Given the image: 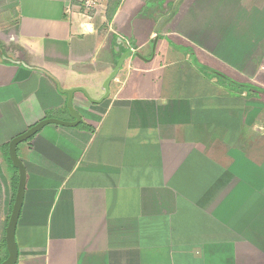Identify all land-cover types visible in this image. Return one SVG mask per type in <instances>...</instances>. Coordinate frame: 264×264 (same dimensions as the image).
<instances>
[{
  "label": "crops",
  "instance_id": "0c3cea01",
  "mask_svg": "<svg viewBox=\"0 0 264 264\" xmlns=\"http://www.w3.org/2000/svg\"><path fill=\"white\" fill-rule=\"evenodd\" d=\"M168 3L171 18L163 13ZM216 4L108 0L86 13L76 0H0V47L26 65L0 63V261L13 177L4 148L42 119L70 121L57 86L100 98L124 40L135 50L109 97L96 105L75 93L77 127L47 125L17 147L27 180L16 264H264L257 247L264 244V194L246 184L223 203L226 190L215 177L226 174L224 158L206 139L215 129L226 133L207 107L228 115L230 84L193 60L239 84L260 74L232 42L247 7ZM204 51L221 53L223 62ZM221 143L229 146L225 135ZM231 152L225 160H236ZM192 246L208 248L185 252Z\"/></svg>",
  "mask_w": 264,
  "mask_h": 264
},
{
  "label": "rangeland",
  "instance_id": "374dc122",
  "mask_svg": "<svg viewBox=\"0 0 264 264\" xmlns=\"http://www.w3.org/2000/svg\"><path fill=\"white\" fill-rule=\"evenodd\" d=\"M172 1L177 2L179 5L183 0ZM213 2L217 3L216 5L219 6V0H213ZM242 2L243 6L247 7L246 19H244V17L238 18V15L236 16L237 19L231 35L232 42H237L242 45L241 56L243 60L251 61L259 66L260 74L255 77V75L253 76V74H251L253 72H250L247 75V80L250 82L245 83L258 90H244L241 87L233 85L228 87L225 85L228 88L229 94L226 95V100L228 101L225 102L227 104L224 108L225 113L228 112L229 114H222V106H218L217 108V110L221 111L219 114L213 107H210L212 103L210 105L208 104L209 106L207 107L210 112L214 111L210 113V116L218 117V123H223L226 126V133L222 132L220 129H215L210 134L206 133L207 135L209 134V137L206 139L208 141L210 140L209 143L213 145V151L219 152L220 157L223 155L224 158V160L218 161L222 162L226 174H224L225 176H223V174H218V176L216 175L217 177H215L216 185L222 190L223 188L226 190L223 203H228V199L240 190H242V192L245 191L246 184L250 185V188L259 189L262 194H264V0H242ZM167 5L168 6L163 9V13L165 15H170V13L174 11L175 5L173 7H171V3ZM255 7L260 10V13L257 12L256 16L253 18L254 15H251V12L255 11ZM169 15L167 16L168 18H170ZM199 46L206 47L205 43L201 42ZM179 52L181 51L179 50ZM3 53L7 56L12 55L14 57L12 49L6 48L3 50ZM204 55L206 56L208 54L204 51ZM213 55L217 57L216 60H219V63L223 62L221 53H211L208 56ZM238 55L240 54H237V56ZM230 61L231 64L238 65V60H236V62L233 60ZM224 63L226 62L224 61ZM247 68H245L246 72H248ZM205 72L214 73L216 76H219L217 72L209 70L208 68H206ZM84 90L90 98L96 99L89 90ZM206 101H204V103H206ZM223 135L226 136L229 146L226 144L224 146L221 143ZM218 142L220 145H218ZM228 150L235 152H231V154L235 156L236 160H225L226 156L224 153ZM4 151L8 152V146L4 148ZM205 169L204 167L203 170ZM203 173L205 176V171ZM208 173H210L211 179V171H208L207 174ZM230 191L234 193L231 192L232 194H228ZM247 194L250 195L252 193L248 192ZM229 195L230 197L228 198ZM193 204L195 206H202V204L205 206V203H198V201H194ZM170 207L169 199H167V208L169 209ZM8 210L10 214V207ZM257 247L264 252V244H262V247L260 245H257ZM207 248L208 246H192L191 250L185 249L186 251H184L189 252L194 250L198 255H202L206 253ZM218 252L220 253L217 254L218 258L222 259L223 249H218ZM232 261L233 260H230V263Z\"/></svg>",
  "mask_w": 264,
  "mask_h": 264
},
{
  "label": "water",
  "instance_id": "95a60500",
  "mask_svg": "<svg viewBox=\"0 0 264 264\" xmlns=\"http://www.w3.org/2000/svg\"><path fill=\"white\" fill-rule=\"evenodd\" d=\"M117 49L119 50V46H122L124 52H122L113 68L110 72L108 77L104 80L101 90L103 92L102 96L98 99H92L88 96L86 91L82 88H74L69 90H62L60 87L57 86V91L61 95L66 97V109L70 117V121L59 120L56 118H45L34 124L33 126L29 127L25 132L15 136L12 138L8 143V157L11 162L13 168L17 170V187L14 196V201L11 207L10 215L7 221V225L5 228V246L7 251V257L0 263V264H16L17 257H18V250L15 241V230L17 226V222L20 216L23 200H24V193L26 187V180L27 174L24 168L23 163L19 159L17 155V147L19 144L28 141L33 136H35L40 130H42L47 125H58L62 127L68 128H75L81 122V116L77 112V110L73 107V96L75 93L80 92L82 93L89 102L93 104H101L104 100H106L110 95V83L112 80L117 76L118 72L121 70L124 62L128 60L135 50L134 42L130 41L129 43L125 42L124 40L117 41ZM8 61L16 64H20L26 68V65L21 62H17L12 55H5L3 53V49L0 47V63ZM42 73H45L42 70H38ZM46 74V73H45Z\"/></svg>",
  "mask_w": 264,
  "mask_h": 264
},
{
  "label": "trees",
  "instance_id": "16d2710c",
  "mask_svg": "<svg viewBox=\"0 0 264 264\" xmlns=\"http://www.w3.org/2000/svg\"><path fill=\"white\" fill-rule=\"evenodd\" d=\"M173 14H174V12L172 11L171 13H170V15H169V17L171 18V17H173ZM179 49V48H178ZM117 59H118V57H117ZM117 59L115 60V61H117ZM194 63H195V65L202 71V72H205L206 71V67H204V66H202V65H200V64H198V63H196V61H195V59H194ZM223 80H225L226 82H228L230 85H233V86H237V87H241L242 89H244V90H254V91H256V90H258V89H256V88H254L253 86H251V85H247V84H239V83H236V82H233L232 80H230V79H228V78H226V77H224V76H221V75H219ZM51 80H53L52 79V77H50V76H48ZM54 81V80H53ZM56 83V82H55ZM4 156H5V161H6V163H7V165H8V168L10 169V171H11V173H12V175H13V177H12V197H11V204H10V209H11V207H12V204H13V201H14V196H15V192H16V187H17V180H18V177H17V170L15 169V168H13V166L11 165V162H10V160H9V157H8V152L7 151H4ZM12 169V170H11ZM7 257V255H5V257L0 261V263L5 259Z\"/></svg>",
  "mask_w": 264,
  "mask_h": 264
},
{
  "label": "built area",
  "instance_id": "2783aa9c",
  "mask_svg": "<svg viewBox=\"0 0 264 264\" xmlns=\"http://www.w3.org/2000/svg\"><path fill=\"white\" fill-rule=\"evenodd\" d=\"M76 1L78 2L79 7L82 9V11L86 13H91L99 8L102 1H108V0H76Z\"/></svg>",
  "mask_w": 264,
  "mask_h": 264
},
{
  "label": "flooded vegetation",
  "instance_id": "af4514ba",
  "mask_svg": "<svg viewBox=\"0 0 264 264\" xmlns=\"http://www.w3.org/2000/svg\"><path fill=\"white\" fill-rule=\"evenodd\" d=\"M71 120V119H70Z\"/></svg>",
  "mask_w": 264,
  "mask_h": 264
}]
</instances>
